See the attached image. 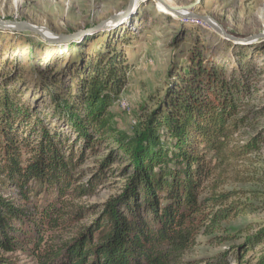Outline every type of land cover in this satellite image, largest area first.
Instances as JSON below:
<instances>
[{
    "label": "trees",
    "instance_id": "16d2710c",
    "mask_svg": "<svg viewBox=\"0 0 264 264\" xmlns=\"http://www.w3.org/2000/svg\"><path fill=\"white\" fill-rule=\"evenodd\" d=\"M193 43L183 63L171 64L161 92L148 98L151 105H142L132 134L109 118L128 83L129 67L118 56L100 54L77 92L65 93L55 69L40 67L55 111L83 140L78 156L63 132L13 96L0 69V264H12L6 254L22 249L36 264H180L202 229L219 232L221 221L247 210L241 202L226 205L230 195L210 190L213 196H205V184L214 171L259 147L260 133L231 145L251 85ZM104 142L111 150L93 180L106 177L119 159L122 190L87 227L56 242L55 232L84 218L85 209L66 206L69 197L90 192L75 184L76 172L87 151ZM29 225L33 233L24 231ZM244 243L262 244L256 264H264V224Z\"/></svg>",
    "mask_w": 264,
    "mask_h": 264
},
{
    "label": "rangeland",
    "instance_id": "374dc122",
    "mask_svg": "<svg viewBox=\"0 0 264 264\" xmlns=\"http://www.w3.org/2000/svg\"><path fill=\"white\" fill-rule=\"evenodd\" d=\"M164 1L210 17L232 38L202 20L170 13L156 0H0V21L44 26L52 32L47 34L51 38L72 34L62 43H49L32 31L0 25V69L10 79L7 89L13 96L48 128L63 132L77 156L83 140L55 111L40 67L55 69L65 93L67 89L77 92L100 54L118 56L129 67L128 83L109 108V118L113 126L128 134L142 114V105H151L148 98L161 92L171 64L183 63L193 42L204 45V54L229 75L238 78L243 73L251 85L250 95L240 110L239 117L244 119L231 145H243L260 133L259 147L214 171L205 184V196L230 195L226 205L241 202L247 210L221 221L219 232L209 234L202 229L180 264H256L262 244L247 246L244 242L264 224V36H259L264 35V0ZM110 150L101 143L96 150L87 151L85 162L78 166L75 184L90 192L69 197L66 209L82 208L85 215L78 223L55 232L56 242L87 227L103 204L121 192L125 176L119 159L103 172L106 177L93 180ZM210 190L214 192L207 193ZM11 195L15 197V193ZM6 258L12 264H36L26 249L6 254Z\"/></svg>",
    "mask_w": 264,
    "mask_h": 264
},
{
    "label": "water",
    "instance_id": "95a60500",
    "mask_svg": "<svg viewBox=\"0 0 264 264\" xmlns=\"http://www.w3.org/2000/svg\"><path fill=\"white\" fill-rule=\"evenodd\" d=\"M160 5H162L166 10H168L170 13H173L180 17L185 18H197L199 20L204 21L207 23L213 30L220 33L224 37H231L228 35L216 22H214L210 17L208 16H201L196 13H192L189 11H186V9L173 7L168 5L164 0H156ZM132 2V0H131ZM180 10H184L185 12H181ZM103 23H100L98 27L102 26ZM0 25H6L10 28L14 29H21V30H28L32 31L34 34L39 36L41 39L46 40L49 43H62L70 38L72 34L68 35H60L59 38H51L47 36L48 33H52L47 27H39L37 25L28 23L26 21H0ZM259 36H264L263 34H260ZM232 38V37H231Z\"/></svg>",
    "mask_w": 264,
    "mask_h": 264
},
{
    "label": "bare ground",
    "instance_id": "6f19581e",
    "mask_svg": "<svg viewBox=\"0 0 264 264\" xmlns=\"http://www.w3.org/2000/svg\"><path fill=\"white\" fill-rule=\"evenodd\" d=\"M160 7H163L162 5H160Z\"/></svg>",
    "mask_w": 264,
    "mask_h": 264
}]
</instances>
